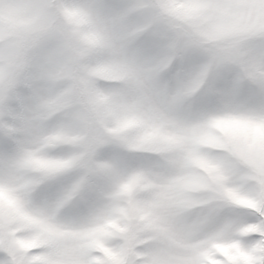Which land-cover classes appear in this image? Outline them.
<instances>
[{"label":"clouds","instance_id":"clouds-1","mask_svg":"<svg viewBox=\"0 0 264 264\" xmlns=\"http://www.w3.org/2000/svg\"><path fill=\"white\" fill-rule=\"evenodd\" d=\"M68 3L83 20L65 21ZM252 23L241 0H0V234L40 264L58 231L86 226L118 178L153 162L183 205L168 242L186 227L243 226L264 204V152L220 147L219 129L201 127L194 143L193 129L264 115V37ZM157 195L150 181L136 200ZM158 246L167 243L138 230V264Z\"/></svg>","mask_w":264,"mask_h":264},{"label":"snow or ice","instance_id":"snow-or-ice-1","mask_svg":"<svg viewBox=\"0 0 264 264\" xmlns=\"http://www.w3.org/2000/svg\"><path fill=\"white\" fill-rule=\"evenodd\" d=\"M241 3L253 20L249 31L264 37V0H241ZM59 13L69 24L83 20L86 15L83 9L71 3L62 5ZM42 14L47 19L46 9H42ZM201 127L223 132L225 139L219 145L222 148H232L239 143L247 153L264 152V115L210 118L204 126L194 127V143L199 139L195 133ZM162 172L161 164L153 162L147 173L132 171L118 178L115 190L108 195L109 204L98 208L86 226L58 231L57 236L48 241L40 264H138L136 240L141 229L152 232L157 242L167 243L166 247L144 251L143 256L150 264H161L165 259L172 264H264V204H256L240 228L204 235L199 227H186L179 245L168 242L183 205L178 197L169 193L175 181L165 179ZM213 179L220 182L223 177L217 173ZM150 181L158 184L164 195L138 202L136 193L150 187ZM222 195L227 200L245 203L230 188L225 187ZM117 238L122 241L120 246L105 247ZM29 247L11 233L0 234V264H35L30 260ZM97 249L104 252L103 258L96 255Z\"/></svg>","mask_w":264,"mask_h":264}]
</instances>
